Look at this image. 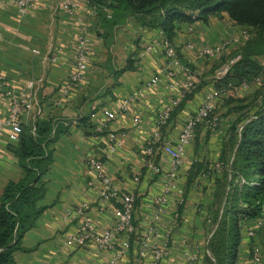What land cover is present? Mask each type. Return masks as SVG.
Here are the masks:
<instances>
[{
	"label": "crops",
	"instance_id": "0c3cea01",
	"mask_svg": "<svg viewBox=\"0 0 264 264\" xmlns=\"http://www.w3.org/2000/svg\"><path fill=\"white\" fill-rule=\"evenodd\" d=\"M75 2L76 13L70 15L63 7V0H36L28 15L22 17L12 0H0V76L16 92L25 91L29 82L34 83L30 91L34 109L23 117L24 124L33 128L36 122L45 120L58 123L67 130L50 145L53 163L44 176L46 194L38 203L46 209L36 227L26 233L23 247L30 251L17 252V264H107L108 256L100 253L92 243L71 247L67 246L66 240L84 218L99 230L107 228L113 224L116 210L120 208L117 200L106 201L100 196L101 184L85 164L87 157L106 147L108 132L126 134L123 149L113 155L106 164V170L113 177L115 186L135 193L134 224L138 230L146 226L153 210L152 199L163 186L157 178L142 177L138 184H134L133 178L137 171L145 173L144 146L153 134L155 113L169 102L175 92H169L164 85L153 87L142 101L133 104L103 134L95 132L103 111L118 110L126 95L149 81L162 67L164 58L158 49L139 57L146 44L158 38L159 30L141 27L130 19L116 28L112 39L106 41L102 37L106 32L88 0ZM105 16H109L108 11ZM83 27L88 28L92 41L90 67L80 88L66 95L62 89L73 70L74 51ZM243 29L227 19L216 18H212L208 25L201 21L179 24L173 45L180 59L194 69L197 89L173 112L169 123L162 129L163 140H176L205 93L216 90L217 71L244 46L243 42H233ZM226 41L230 44L219 60L202 58L197 54L203 47ZM189 44L195 49H188ZM52 58H57V63H52ZM129 60H133L135 70L122 72ZM257 88L253 87L241 98H230L234 100L232 103L229 98L219 102L215 110L219 128L215 133L207 131L205 125L196 129L180 172L181 186L185 191L184 203L177 206L176 195H172L170 202V208H176L180 213L178 224L172 226L173 217L168 213L157 225L160 241L172 227L168 253L160 264H186L185 253L188 250L196 254L202 264L214 200V179L221 174L215 164L219 162L223 142L228 138L231 126L240 116L234 110L246 103L239 100L244 101ZM7 113L8 101L1 98L0 197L10 181L17 182L23 177L11 150L15 143L9 141L4 124ZM198 163L204 167L201 172L213 168L211 177L202 178L201 172L194 177L193 167ZM82 204L87 208L80 213ZM246 228L256 230L255 245L264 253L260 221L249 223ZM137 249L134 238L121 264H154L151 255L141 259ZM249 253V239L244 234L238 264H250Z\"/></svg>",
	"mask_w": 264,
	"mask_h": 264
},
{
	"label": "trees",
	"instance_id": "16d2710c",
	"mask_svg": "<svg viewBox=\"0 0 264 264\" xmlns=\"http://www.w3.org/2000/svg\"><path fill=\"white\" fill-rule=\"evenodd\" d=\"M88 5L105 30L102 37L106 41L130 19L141 27L162 31L172 44L179 24L201 21L208 25L212 18L227 19L248 29L252 38L235 54L241 58L231 71L215 81L216 90L229 92L259 78L264 85V68L260 65L264 55V0H88ZM132 61L122 72L135 70ZM259 92L255 105L243 108L223 142L219 159L222 170L214 179L210 213L220 222L210 242L212 257H204L202 264H238L242 228L247 231V224L260 221L259 232L264 233V90ZM63 128L45 120L36 122L33 128L23 124L18 143L11 145L23 177L10 181L0 197V264H17L15 254L30 251L23 247V239L46 209L38 203L46 194L44 176L53 163L50 145L67 132ZM203 168L195 164L194 177ZM255 237L249 240V252L256 246Z\"/></svg>",
	"mask_w": 264,
	"mask_h": 264
},
{
	"label": "built area",
	"instance_id": "2783aa9c",
	"mask_svg": "<svg viewBox=\"0 0 264 264\" xmlns=\"http://www.w3.org/2000/svg\"><path fill=\"white\" fill-rule=\"evenodd\" d=\"M19 14L25 17L30 12L36 0H12ZM64 9L74 15L77 10L75 0H63ZM82 21V20H81ZM2 33L0 32V38ZM252 38L248 29H243L241 35L234 39L235 43H246ZM230 42H222L214 46H206L198 51V56L207 59L219 60L225 53ZM188 49L194 50V45L189 44ZM92 41L88 33V28L83 27L74 51V67L63 86L64 94L79 89L82 85L90 67ZM155 49L161 51L164 63L157 70L149 81L126 95L120 103L118 110H105L102 118L95 126L97 134H103L109 125L127 113L130 107L142 101L148 91L156 86L164 85L169 92L175 94L171 96L169 102L155 113L154 130L151 137L145 142L144 174L137 171L133 178L134 184H138L142 177L157 178L163 182L162 190L152 199L153 210L146 226L140 231L134 224V212L136 208V195L133 191H124L115 186L113 177L107 172L106 164L113 155L122 150L125 143V133H107V145L100 149L98 154L86 158V167L93 173L95 179L100 182V196L106 200H117L120 208L116 210V217L113 224L103 230L96 228L95 224L88 219H82L77 230L69 235L66 240L67 246L84 247L89 243L95 245L100 253L108 256L107 264H121L125 253L129 250L131 241L135 238L138 246V255L141 259L151 255L154 264H160L168 253L171 230H167L163 240L158 239V224L166 214L173 217L172 226H176L180 219L179 211L170 208L172 195H176L175 203L180 206L184 203V188L181 181L182 171L187 149L196 136V129L205 125L207 131L215 133L219 128V119L215 110L219 102L227 98H241L253 87L263 85L261 78L255 80L253 84H243L233 87L229 92L211 90L205 93L196 112L184 123L176 140H163L162 129L169 123L173 112L180 107L182 102L192 96L197 89V77L194 69L182 63L175 46L169 42L162 31L159 30L158 38L153 39L140 52L139 57L150 54ZM241 56L227 60L216 73L215 80L223 79L240 60ZM52 63H57V58L51 59ZM260 65L264 68V55L260 59ZM34 88L31 81L27 84L25 91L16 92L10 83L0 76V99L6 98L8 101V113L5 119V126L8 132V139L11 143H18L22 133L23 117L34 109V100L30 93ZM241 130V128H240ZM162 158V159H161ZM164 161V163H163ZM215 168L222 170V164L217 162ZM212 167L201 172L202 178L211 177ZM87 208L82 204L79 212L82 213ZM71 217V214H68ZM261 225V224H260ZM256 236L255 229L247 230V238L250 240ZM250 264H264V253L254 246L250 252ZM186 264H200L199 258L189 250L185 253Z\"/></svg>",
	"mask_w": 264,
	"mask_h": 264
},
{
	"label": "rangeland",
	"instance_id": "374dc122",
	"mask_svg": "<svg viewBox=\"0 0 264 264\" xmlns=\"http://www.w3.org/2000/svg\"><path fill=\"white\" fill-rule=\"evenodd\" d=\"M262 89L264 90V85H260V86H258V88L255 90V91H253V93L252 94H250V96H247L246 98H244L243 100L244 101H242V100H239L240 101V103H242V104H244L245 102V104L244 105H242L243 107L242 108H237L236 107V109L234 110V113H241L242 112V110H243V108H245V106H248V108H250V106H254L255 105V101L257 100V98H258V96H260V90L262 91ZM236 99H238V98H236ZM235 99V100H236ZM229 100H231V101H229ZM229 102L230 103H232V102H234V100H232V99H230L229 98ZM224 101H227V100H224ZM229 102H225V103H229ZM239 111H238V110ZM221 213H222V211L220 212V216H221ZM209 218H211V221H210V224H209V226H208V228H207V234L205 235V244H204V246H205V250H206V252H205V257H208V258H210V257H212V255L210 254V251H209V248H210V242H211V240H212V237H213V234H214V232L216 231V229H217V227H218V224H219V222L220 221H215V218H212V215H210L209 216ZM243 226V225H242ZM244 229V227L242 228V230ZM245 230V229H244ZM246 230H245V232L243 231V233H241V243H242V235H244L245 234V236H246ZM221 250H222V248H221ZM239 252H240V249H239Z\"/></svg>",
	"mask_w": 264,
	"mask_h": 264
}]
</instances>
